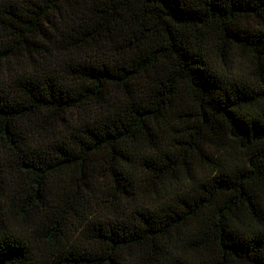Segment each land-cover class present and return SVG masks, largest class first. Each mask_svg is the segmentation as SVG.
Segmentation results:
<instances>
[{
  "label": "trees",
  "instance_id": "16d2710c",
  "mask_svg": "<svg viewBox=\"0 0 264 264\" xmlns=\"http://www.w3.org/2000/svg\"><path fill=\"white\" fill-rule=\"evenodd\" d=\"M0 264H264V0H0Z\"/></svg>",
  "mask_w": 264,
  "mask_h": 264
}]
</instances>
